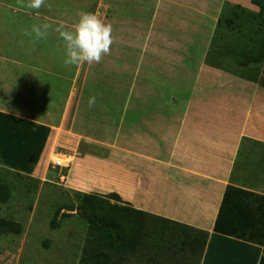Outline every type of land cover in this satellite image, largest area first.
I'll use <instances>...</instances> for the list:
<instances>
[{"label": "crops", "instance_id": "crops-1", "mask_svg": "<svg viewBox=\"0 0 264 264\" xmlns=\"http://www.w3.org/2000/svg\"><path fill=\"white\" fill-rule=\"evenodd\" d=\"M27 3L0 0V111L51 127L37 178H46L50 153L59 150L72 160L70 188L116 192L144 212L207 231L209 256L208 243L177 255L179 264H238L239 252L231 253L237 243L215 225L228 186L264 197V60L239 65L264 45L259 8L252 0H125L121 21L112 0H45L39 9ZM81 12L98 15L122 40L151 41L150 83L141 76V49L134 51L133 95L122 97L120 82L91 78L111 71L106 62L65 65L60 31ZM44 25L45 38H37L33 26ZM212 47L218 66L207 61ZM96 87L108 89L100 95ZM115 87L121 93L112 94ZM100 104L108 106L98 115ZM111 104L124 108L115 115ZM261 202L256 233H264Z\"/></svg>", "mask_w": 264, "mask_h": 264}, {"label": "trees", "instance_id": "trees-1", "mask_svg": "<svg viewBox=\"0 0 264 264\" xmlns=\"http://www.w3.org/2000/svg\"><path fill=\"white\" fill-rule=\"evenodd\" d=\"M252 3L264 16V0H252ZM216 59L212 47L207 61L218 66ZM262 60L264 45L256 54L245 55L239 65ZM249 73L253 78L259 76L258 72ZM50 132L48 125L0 111V163L18 172L34 173ZM233 190L239 193V198L229 195ZM77 194L81 196L80 213L88 223L78 264H179L174 259L178 258L177 255L183 257L188 251L198 253L208 243L205 258L209 256L211 248L207 231L151 215L133 207L116 192L103 195L78 191ZM9 197L10 188L1 183L0 201H7ZM262 199L263 196L231 186L225 192L215 232H221L226 239L237 243L231 253L236 255L239 252L238 264H246L244 258L248 255L253 257L251 264H264V249L261 247L264 246V233L252 230L260 221L256 211L260 210ZM61 208L53 216L51 224L54 227L59 225L57 219ZM251 211L255 216H251ZM19 230L16 222L0 218V234Z\"/></svg>", "mask_w": 264, "mask_h": 264}, {"label": "rangeland", "instance_id": "rangeland-1", "mask_svg": "<svg viewBox=\"0 0 264 264\" xmlns=\"http://www.w3.org/2000/svg\"><path fill=\"white\" fill-rule=\"evenodd\" d=\"M124 1L112 0L117 7V13L121 16V21L122 16H125L122 14ZM134 26L135 24L128 25L130 29H134ZM119 30L122 32V25L116 28V31ZM112 41L111 53L103 55L98 62L99 64L106 62L112 65L111 71L94 72L91 78L112 83L120 82L122 93L120 88L115 87L111 89L112 94L117 90L122 97L126 94L133 95L134 87L131 84L134 86L135 72L133 68L136 59L134 51L136 49L142 51L140 57L137 55V59L142 60L141 76L147 85L151 77L154 76L149 65L153 59H156L151 57L150 51L153 45L147 39L122 40V37L118 38L115 35H112ZM157 43L159 41H155V45ZM94 64L98 65L95 62ZM125 64L130 65L132 70L128 73L119 72L121 67H125ZM82 83H87L85 76L79 81L80 85ZM87 88L90 90L91 85H88ZM87 88L84 90L85 93L88 92ZM107 89L96 87L95 91L102 95L101 92H105ZM146 90L148 88L144 87L143 93ZM98 106L101 110H96V114L99 115V112L103 111L102 107L106 108L108 105L100 104ZM123 108L122 104H111V111L114 109L115 115L119 114ZM85 147L87 146L84 144L81 149L83 150ZM59 153L62 152L56 149L51 151L48 172L44 179L37 178L34 173L26 174L12 170L0 163V184L5 183L10 188L9 199L4 202L0 201V218L16 222L20 228L18 232L9 231L0 234V264H78L86 242L88 223L80 213L81 196L77 194V190L70 188L68 175L72 160L64 159V166H56L53 161L61 156ZM63 175L65 179L62 180L61 176ZM59 208H61L57 219L59 225L54 227L51 224L52 219ZM174 259L179 261L178 258ZM190 261L185 260L184 262Z\"/></svg>", "mask_w": 264, "mask_h": 264}, {"label": "clouds", "instance_id": "clouds-1", "mask_svg": "<svg viewBox=\"0 0 264 264\" xmlns=\"http://www.w3.org/2000/svg\"><path fill=\"white\" fill-rule=\"evenodd\" d=\"M45 0H28L27 7L39 9ZM77 23L69 30L60 31L66 45V66L80 65L82 63H98L103 55L107 54L112 44V28L96 14L81 12ZM47 25L33 26L32 33L37 38H45ZM31 35V33H25ZM95 103V98L89 100V106Z\"/></svg>", "mask_w": 264, "mask_h": 264}, {"label": "built area", "instance_id": "built-area-1", "mask_svg": "<svg viewBox=\"0 0 264 264\" xmlns=\"http://www.w3.org/2000/svg\"><path fill=\"white\" fill-rule=\"evenodd\" d=\"M64 159H66L65 158V155L64 154H61V156H59L58 157V159H56L55 161H53L54 162V164L56 165V166H64Z\"/></svg>", "mask_w": 264, "mask_h": 264}]
</instances>
